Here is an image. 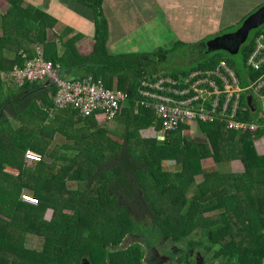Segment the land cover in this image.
Listing matches in <instances>:
<instances>
[{
	"label": "trees",
	"instance_id": "trees-1",
	"mask_svg": "<svg viewBox=\"0 0 264 264\" xmlns=\"http://www.w3.org/2000/svg\"><path fill=\"white\" fill-rule=\"evenodd\" d=\"M10 1V9L0 16V264H143L146 248L179 244L186 251L175 256L178 264H190L192 250H215L212 260L218 264H263L264 157L258 156L253 141L264 131L241 135L228 131L223 121H198L168 132L163 141L140 134L153 124L161 128L154 114L137 107L141 80L178 78L191 70L213 69L224 59L206 58L186 71L161 74L155 65L168 49L112 54L103 0H77L96 18L90 54L80 53L77 37L61 42L60 54L58 45L48 40L57 20L21 0ZM259 32L241 47L240 65L225 59L243 80ZM35 44L44 47L46 60L59 65L64 78L78 69L81 75L75 79L93 75L107 88L129 94L128 107L117 117H127L123 140L101 126L103 117L84 118L77 112L74 120L72 109L52 111L53 84L14 87L3 78L34 56ZM258 76L251 73L253 79ZM250 93L243 94L241 120L257 118L254 98L251 104L247 99ZM51 114H57L55 119ZM56 134L61 136L58 147L51 148ZM29 151L45 160H29ZM209 158L216 168H203ZM233 160L245 166L242 175L224 174L222 164ZM165 162L175 164L166 168ZM199 176L203 181L196 184ZM25 191L37 205L21 199ZM49 210L52 217L47 219ZM28 235L43 240L41 252L25 248Z\"/></svg>",
	"mask_w": 264,
	"mask_h": 264
},
{
	"label": "built area",
	"instance_id": "built-area-1",
	"mask_svg": "<svg viewBox=\"0 0 264 264\" xmlns=\"http://www.w3.org/2000/svg\"><path fill=\"white\" fill-rule=\"evenodd\" d=\"M244 80L227 61L222 60L213 69H195L178 78L171 76L146 77L141 80L137 93V107L153 112L161 128L153 127L149 133L159 140L182 125L193 122L214 123L223 121L227 129L238 134L256 133L264 129V121L251 122L238 118L243 94L259 96L263 102L264 117V30L255 38L252 52L245 65ZM252 72H260L256 79ZM14 87L26 82H49L56 88L51 96L52 111L72 109L82 117H103V122H113L128 107L126 91L107 88L101 79L87 75L77 79L62 76L60 66L46 60L42 45H36L34 56L16 65L3 75ZM245 82L244 87L241 85ZM248 95V94H247ZM26 157L40 161L41 156L27 152ZM25 202L37 205L32 197L23 196Z\"/></svg>",
	"mask_w": 264,
	"mask_h": 264
},
{
	"label": "crops",
	"instance_id": "crops-1",
	"mask_svg": "<svg viewBox=\"0 0 264 264\" xmlns=\"http://www.w3.org/2000/svg\"><path fill=\"white\" fill-rule=\"evenodd\" d=\"M21 1L22 5H33L40 11L57 20V24L48 32V40L56 43L59 50L62 48L61 42L63 43L70 38L77 37V47L80 53L82 55L90 54L94 46V37L96 35V18L94 11L89 6L77 0ZM116 6L119 7V11L117 14H114L113 10ZM263 6L264 0H103L102 2L103 13L105 16L107 15L106 19H111L110 17H112L113 20L116 21V26L113 25V32H115L116 29V32H119L118 34H112L111 39L108 38V49L110 52L111 50L117 51L120 49L121 53H142L139 50H135V47H169V45L174 44V42L193 44L197 42L191 41L201 40L200 44H206L203 40L212 38V36H217L223 30L224 26L220 21L222 20V15L226 14V9H232V11L239 13L244 10L241 15V19L244 20L245 18L243 16L256 8L259 10ZM10 7V0H0V16L6 14ZM255 12L256 11H254V13ZM121 25H123V27ZM153 31H155V33H153ZM165 32H171L173 36L169 35L167 37L169 40H166V43L164 42L165 40L160 42L159 37L162 39ZM2 35L3 31L0 29V37ZM131 36L137 37L138 42L141 44L137 41L128 42L127 39ZM36 45L40 44L32 46L33 54ZM127 46H130L133 51H124ZM60 54H63L61 50ZM257 73L260 74V72ZM80 75L81 73L78 69L71 70V72L67 73L69 79H75V77ZM254 94L255 93H253L252 98H254ZM249 95L251 94H248L247 98ZM252 107L254 113L258 114V116L251 122L264 121L263 113H259L258 110H256L255 98ZM150 113L154 114L151 111ZM126 122L127 117L121 116V119H116L112 123L102 122L100 124L106 128V130H110V134L114 135L116 139L123 140L126 134ZM153 127H156V124L142 129L140 132L142 133L145 131L148 134ZM261 130L264 131V129ZM228 131L233 132L231 130ZM256 133L252 134L255 135ZM142 137L149 138L153 136L148 134ZM253 144L258 156L264 157V154H261L259 151V149H264V135L259 139H255ZM234 161L240 160H233L222 164L221 169L223 172L227 170ZM203 168H216L213 158L206 159L205 162H203Z\"/></svg>",
	"mask_w": 264,
	"mask_h": 264
},
{
	"label": "rangeland",
	"instance_id": "rangeland-1",
	"mask_svg": "<svg viewBox=\"0 0 264 264\" xmlns=\"http://www.w3.org/2000/svg\"><path fill=\"white\" fill-rule=\"evenodd\" d=\"M257 9L258 8H256L252 12H249L248 14H246L243 17L245 19L247 17H250V15L252 13H254V11H257ZM118 11H119V7L116 6L115 9L113 10V13L117 14ZM242 12L239 13V12H236V11H232V9H226V14L222 15V20L220 21L221 24H223V26H224L223 30L217 36H214V37L212 36V38H207V40H203L204 43H206V44L202 43L201 46H195V47L191 46L192 43L182 44V45H179L178 47H172L173 46L172 43H171L172 45H169V47L168 46H160V48L168 49V53H166V56H165L164 60L157 62V64L155 65L156 68H158V69L160 68L161 69L160 70V71H162L161 74H163L165 72H167V73H179V72H183V71L188 70V67L190 65H192L193 63L202 61V60H204L206 58L226 59V60H230V61L236 63L237 65H240V63H242L241 52H239L236 55H230L227 51H222V50L207 52L206 51V45H207V43H209L210 41H214L218 37H222L224 35H229V34H233V33L237 32L242 27V25L244 23V20H245V19L244 20L241 19ZM103 15H104V17H107V15L105 16L104 13H103ZM110 18L111 19H107L108 20V38L109 39L112 38V34H115V33L118 34L119 33V32H116L117 29L115 30V32H113V25L116 26V21L113 20L112 17H110ZM118 23H119V21H118ZM121 26L123 27V25H121ZM216 26H217V24H216ZM262 30H264V25H262L258 29L253 30L250 33L249 38H248L247 42L244 45L249 43V41L253 37V33H255L256 31L259 32V31H262ZM153 33H155V31H153ZM169 35L173 36V34L171 32H165L164 33V37L162 39L159 37V41L162 42L163 40H165L164 42L166 43L167 42L166 40H169V39H167V37ZM133 36H131L130 38L127 39L128 42L129 41H137L138 42V38L137 37H133ZM191 42H197L198 44H200L201 40H199V41H191ZM138 43H140V42H138ZM197 43H193V44L196 45ZM61 47L62 48H60V50H61V53H63V51H64L63 44L61 45ZM197 47H200L202 49L200 50V48H197ZM160 48L159 47H157V48H154V47H152V48H143L141 46V47H135V50H139L140 52H156V51L158 52ZM192 50H194V52L191 54ZM108 51H109V49H108ZM124 51L131 52V51H133V49H131L130 46H127V48H125ZM111 53L117 55V54L121 53V50L120 49H118L117 51L111 50ZM10 57L13 58V56H10ZM153 77H157V76H153ZM254 98H255V103H256V110H258L259 113H263V103H262V101L259 100V98H258V96L256 94H254ZM57 113H61V111H58ZM55 115H57V114H53V115L51 114V116H52L51 119H55ZM72 115L74 117V120H78L79 115L77 114V112H75V113L73 112ZM255 115L258 116V114H255ZM109 123H112V122H109ZM142 134L144 136H147L150 133L147 134V132L143 131L141 133V135ZM190 134L191 133H188L187 135H189L190 137L194 136V135L191 136L192 134L191 135ZM75 136H77V134H75ZM60 138H61L60 134H56L55 141H53L51 143L50 147L51 148L58 147L57 144H58V140ZM259 151H260L261 154H264V149L263 150L259 149ZM50 159H52V158H47L46 160L50 161ZM41 160L44 161L45 158L41 156ZM35 162H38V161H35ZM27 164L35 166L34 163H31V162H28V161H27ZM173 164H175V162H173V163L165 162L164 163L166 168H172L174 166ZM244 169H246V168L240 161H234V162H232V164L230 165V167L227 170H224V172H226L224 174L242 175L244 173V171H245ZM12 171L17 174V172L15 170H12ZM195 181H196V184H200L203 181V177L199 176V177L195 178ZM24 195L28 196V197L31 196L30 192L25 191L22 194V197H21V199L23 201H25V198L23 199ZM46 217H47V219H50L52 217V211L49 210L46 213ZM204 232L205 231H202L200 233L202 237H205V233ZM164 244H167V243H164ZM24 246H25L26 249H28L30 251L41 252L42 249H43V240L41 238H39V237L28 235L26 237V239H25ZM161 246H163V248L160 249V253H162L164 255L166 254V256H170L171 251H174L175 249L177 251H174V252H175L176 256H178V257L183 256L185 251H186L185 250V244L172 245V246L171 245H161ZM196 252L200 253L197 256V259L201 255H202L201 257H204V263L203 264H218L217 260L216 261L212 260V257L214 256V253L216 252L215 250H213L209 254H207L206 252H201V251H196ZM177 260H179V259L174 257V260L173 259H169L168 262H166L165 264H178ZM189 262H190V264H201V263L195 262L194 258H192L191 261H189ZM184 264H186V263H184Z\"/></svg>",
	"mask_w": 264,
	"mask_h": 264
},
{
	"label": "water",
	"instance_id": "water-1",
	"mask_svg": "<svg viewBox=\"0 0 264 264\" xmlns=\"http://www.w3.org/2000/svg\"><path fill=\"white\" fill-rule=\"evenodd\" d=\"M252 15V16H251ZM244 21L242 27L235 33L218 37L214 41H210L206 45V51H227L230 55H236L240 52L241 47L247 42L250 33L264 25V6L251 14ZM46 84H50L46 82ZM248 102L251 104L252 96H248ZM83 264H89L83 262ZM264 264V262H263Z\"/></svg>",
	"mask_w": 264,
	"mask_h": 264
},
{
	"label": "flooded vegetation",
	"instance_id": "flooded-vegetation-1",
	"mask_svg": "<svg viewBox=\"0 0 264 264\" xmlns=\"http://www.w3.org/2000/svg\"><path fill=\"white\" fill-rule=\"evenodd\" d=\"M162 248H163V246H161L160 248H152V247L146 248L145 249L146 254H145V259L143 260V264H165L166 262H168L169 259L174 260V257L176 256L174 251H177V250L175 249L174 251H171L170 256H166V254L164 255V254L160 253V249H162ZM198 254H200V253H197L194 250H192L190 252V256H191V258L195 259V262L203 264L204 263V257H201L202 256L201 255L197 259ZM177 258H178V256H177Z\"/></svg>",
	"mask_w": 264,
	"mask_h": 264
}]
</instances>
